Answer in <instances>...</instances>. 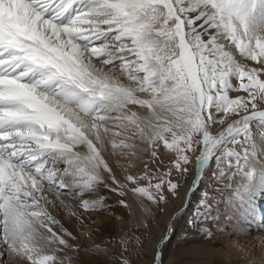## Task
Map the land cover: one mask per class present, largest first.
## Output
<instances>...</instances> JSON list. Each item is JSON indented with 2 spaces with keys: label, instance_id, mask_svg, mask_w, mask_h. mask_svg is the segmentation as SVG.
Returning a JSON list of instances; mask_svg holds the SVG:
<instances>
[{
  "label": "snow or ice",
  "instance_id": "snow-or-ice-1",
  "mask_svg": "<svg viewBox=\"0 0 264 264\" xmlns=\"http://www.w3.org/2000/svg\"><path fill=\"white\" fill-rule=\"evenodd\" d=\"M262 199L264 0H0V264L264 247Z\"/></svg>",
  "mask_w": 264,
  "mask_h": 264
},
{
  "label": "rangeland",
  "instance_id": "rangeland-1",
  "mask_svg": "<svg viewBox=\"0 0 264 264\" xmlns=\"http://www.w3.org/2000/svg\"><path fill=\"white\" fill-rule=\"evenodd\" d=\"M233 95H235V93H233ZM182 190L184 191V189L183 188L181 189V193ZM176 202L177 201H171L167 206V210L173 209V207L176 206L175 205ZM259 205L260 208L263 210L264 203L260 202ZM117 214H119V209H117ZM189 214L190 212L177 221L179 231L177 232L176 235L173 236L172 243L170 244V247L173 245L171 249L172 251L171 253H174L175 255L176 264H186V262L187 264H220L219 262L224 256L223 253L227 249L226 247L227 241H226V236L224 234H226V232L228 231H226L225 233H223V231L226 229L227 230L236 229V226L238 224L242 228L248 230L251 233V235L245 236L246 241L249 239L246 245L253 242L252 246L249 249L251 250L254 245L256 247L253 249V252L255 250L260 249V246L258 245V238L256 232L254 231V227H256L255 224L247 225V224H243L241 221H238L235 217L225 218L223 216H221L219 223L216 224L215 226H213L211 223L208 225L209 227L212 228V231L215 233L213 243H209L205 241H196L191 247H186L182 242V240L180 239V237L183 230L187 228L186 220ZM104 219H106V217ZM101 229H102L101 232L95 236V240L97 243H100L102 240H104L109 236L108 230L106 228L101 226ZM221 229L223 230L222 232L220 231ZM235 232L237 233V230ZM111 235L115 236L116 232L113 231ZM237 236L239 235L237 234ZM82 242L85 244L90 243L89 241L87 242L82 241Z\"/></svg>",
  "mask_w": 264,
  "mask_h": 264
},
{
  "label": "bare ground",
  "instance_id": "bare-ground-1",
  "mask_svg": "<svg viewBox=\"0 0 264 264\" xmlns=\"http://www.w3.org/2000/svg\"><path fill=\"white\" fill-rule=\"evenodd\" d=\"M184 191H185V189H184ZM184 191L182 190L181 196L184 195ZM260 202L264 203V199L260 200L259 203ZM178 204H180V201L179 202L177 201L175 203V205H178ZM173 213H175L177 216H179V213L176 211V206H174L173 209H168L166 214L160 218L161 224L167 222L168 215L173 214ZM186 214L187 213H185V215ZM255 228L256 227H254V231H255ZM178 231H179V227H178V225H176V234ZM226 231H228V232H226ZM235 231L236 230H234V229H230V230L226 229L223 231V233L226 232V234H224V235L226 236V241L228 244L226 243L227 249L223 253L224 256L219 263L220 264H260L262 258H264V247H260V249L255 250L253 252V248L251 250L249 249L252 246L253 242L246 245L248 243L249 239L246 241L245 236H242V235L237 236V233ZM230 242L231 243H238L239 247L230 246ZM172 247H173V245L170 247V244H169V252L170 253L172 252L171 251ZM240 258H241V260H240Z\"/></svg>",
  "mask_w": 264,
  "mask_h": 264
}]
</instances>
